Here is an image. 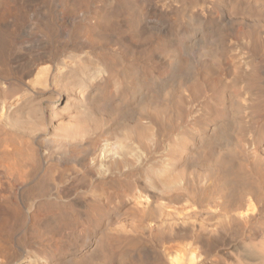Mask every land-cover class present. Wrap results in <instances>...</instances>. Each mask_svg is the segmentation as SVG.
Segmentation results:
<instances>
[{
    "label": "bare ground",
    "instance_id": "1",
    "mask_svg": "<svg viewBox=\"0 0 264 264\" xmlns=\"http://www.w3.org/2000/svg\"><path fill=\"white\" fill-rule=\"evenodd\" d=\"M67 1L69 0H62L60 6H63ZM96 2L97 4H95ZM61 9V11H57V18L52 17L50 14L38 18L34 14L30 16L28 10H8L3 6L0 8V73L9 71L8 59L12 50L20 48L19 33L23 28H29L30 31L27 35L32 37L39 35L47 41H51L59 35L61 39H68L71 43L64 50L61 59L56 57L55 54L50 56L43 49H39V52L36 51V54L28 60L26 72L22 71V73L14 74L13 78L18 83V87H24L23 91H26L25 88H28L29 81L31 84L38 83L36 79L42 76L39 82H42L43 85L46 82L50 84L54 80V71L66 72L70 80L69 85L65 90L57 89L55 92L61 95L66 91L70 93L69 96L72 98V101L69 100V103L71 102L70 107L64 108L66 110L63 113L57 111L58 113L53 114L51 120H47L45 112L35 113L30 97L28 99L24 98L19 93L10 96L5 95L3 83L6 81L0 77V133L5 129L14 131L16 134L14 139L16 144L20 146V148H17L11 143L8 144L9 142L5 139H0L2 144L0 145V258L7 249L6 238L16 229L21 219L33 223L46 218L43 222L47 224L49 222L53 223L54 218L57 219L58 224L54 225L55 227L65 226L66 216L68 211L71 210V204L65 201L66 190L60 188L62 185L70 183L71 187H75L78 183H83L87 186V190L81 195V200L86 204L84 216L87 219H102L105 216L102 212L108 214V203L109 199L112 198L105 192L106 185L110 186L122 181L129 186L125 181L126 177L117 181L115 172L112 170L128 164L127 161L118 158L122 154H126L129 142L135 141L137 143L139 139H142L145 132H148L151 128H156L155 133L159 134L160 137L163 119L159 109L163 107L165 100L164 95L160 92L159 85L163 86L166 83L165 81L169 79L168 75L176 66L174 59L181 56L182 52L185 54L187 52L183 47L184 39H176L170 52L163 44L155 45L159 57L158 64L150 56L145 58L144 64H137L134 59L124 60V54L119 49L114 52L115 54H109L95 44L94 38L122 40L123 35L118 33L122 28L132 29L131 33H140L142 26L146 29L148 24L145 18L146 7H143L141 0H73L72 5L69 7L63 6ZM209 18H211V15H209ZM205 19H203V22ZM159 20H162L161 16H159ZM243 39L255 43L253 34ZM27 40L30 42V39ZM206 41L208 45L201 49L198 56L199 66L207 68L208 64L219 65L221 59H217L215 52L211 51V42L208 41V38ZM207 43L202 41L203 45ZM186 45L189 46V44ZM195 47L198 46L195 45ZM195 47L193 48L195 49ZM166 57L169 58L167 61L164 60ZM241 60L244 66L242 69H247L249 67H247V62L243 58ZM44 62H48L49 66L41 70L38 69L37 73L35 72V78L28 81L27 78L34 70V65ZM126 68L130 69L127 74L124 73ZM133 70H136V72H133ZM47 74L49 79H47ZM187 74L188 65L181 63V66L176 69L175 77H183ZM188 78L186 81L189 82L193 77ZM56 80L58 81V79ZM40 92L39 90L35 91L33 95H38ZM138 92H141L139 93L141 95L139 106L135 109H128V100L131 98L136 99ZM230 97H228L229 100L232 98ZM57 100L58 98L55 99V101ZM38 101L40 100L38 99ZM241 102L243 103V101ZM227 104H230L229 101ZM128 112L133 114H128ZM131 115H133L132 119L139 123L137 128L136 126L133 128H130L129 125L123 126L126 123L125 119ZM230 116L232 115L230 114ZM107 120L114 122L116 125L120 124L123 129L122 131L115 128L114 130L111 129V135L116 136L117 141L113 144L106 142L107 144L104 146L102 144V147H99L98 140L104 134L103 124ZM141 120L145 122L142 123ZM228 122L226 124L229 127ZM220 129L213 132L207 140L199 138L197 144L193 139L192 146L188 145V160L194 163H209L210 157L208 158L204 149L209 142L220 143L224 140V134H218ZM262 150L264 152L263 147ZM82 153H92L94 156L90 162L83 158L76 165L65 164L61 168L54 161L56 160L55 156L73 159ZM245 153L254 158V164L252 166H236V159L240 160L241 157L245 156ZM261 153L258 152L257 147H250L245 150L243 147L237 146L234 156L231 158L218 157L214 166H206L199 175L197 174L198 179L205 182L200 197L191 193L193 189L188 186L186 172L178 164V159H173L177 164L175 166L170 165L174 162H168L164 165L153 164L150 170L145 168L143 174L139 173L140 177L144 178L140 182L141 194L139 198L143 200L140 201L141 216L154 218L159 210L168 208L172 204L177 205L182 197H186L185 201L191 208V213H189L197 212L199 217L195 218L196 215H189L183 209L177 210L175 208L176 216L172 217L171 214L166 213L164 215L167 217L165 222H163L164 220L159 223L154 222V219L152 221L144 219L135 225L133 231L136 236L130 240L126 247L114 249L109 243L119 241L122 236L107 233L104 240L98 243L96 249H91L92 253L90 255H82L81 258L77 257V259H70L68 262L62 263L264 264V153ZM92 170L99 177L96 181L98 184L95 186H91V179H89V176H91L89 173ZM134 176L136 177V175ZM209 189L210 192H208ZM23 190L25 191L26 201L46 199L50 195H54L55 201L62 203L56 204L57 202H54L53 198L51 201L46 200L37 204L33 202L34 208L32 210L30 205L26 206L25 200L23 203L21 200L14 199L17 195L15 193L18 192L19 194ZM182 190H185V192L183 193ZM92 226L95 228L98 223L94 221ZM38 227L34 226L32 231L39 232ZM91 229L89 226L83 227L81 233L89 234L92 231ZM149 236H153L158 242L157 249L163 248L162 244L170 241V239L172 241L174 237H183L187 240L186 244L182 242L184 244V256L178 254L177 251L174 253L173 250H177V246L174 247L175 245L173 248L171 247L172 252L175 254H172L174 257L171 259L168 258L169 253L167 254L170 250L167 251V249L166 254L161 252V255L157 250L155 251V262L148 261L149 257L146 258L142 255L144 252H133L132 254L131 251L142 240L144 241V238ZM219 243H224L228 248L224 249L223 252L217 249L216 252L215 249ZM95 245L91 248H94ZM198 247L200 251L197 257L195 251ZM30 255V257H25L15 264H53V260L49 255L45 256L44 260L39 258V253L36 251Z\"/></svg>",
    "mask_w": 264,
    "mask_h": 264
},
{
    "label": "rangeland",
    "instance_id": "2",
    "mask_svg": "<svg viewBox=\"0 0 264 264\" xmlns=\"http://www.w3.org/2000/svg\"><path fill=\"white\" fill-rule=\"evenodd\" d=\"M141 1L143 3V7H146L145 18L148 23L146 29L142 26L140 28V33H131L132 29L128 30L126 28H122L121 31L118 32L123 35L122 40L114 38H94V42L98 47H101L104 52L109 54H113L117 49H119V51L124 54V60L134 59L137 64H144L145 58L150 56L152 60L158 64L159 57L157 50L155 49L156 44H163L167 47L168 52H170L173 49L172 46H174L173 43H175L176 39H184L183 47L187 51L186 54L182 52L181 56L174 59V64H176V66L173 67V70L168 75L169 79L165 81L166 83L163 86L159 85L160 92L164 95L163 97L165 100L163 107L159 109L161 111V118L163 119L160 137L159 134L157 135L155 133L156 128H151L148 132H145L142 139H139L137 143H135V141H131L127 144L128 151L126 154H122V156L118 159L125 160L128 164L121 166V168H114L112 171L115 172L117 181L123 180L126 177L127 179L125 181H127L126 183L129 184V186L124 184L122 181V183L118 182L117 184L110 186L106 185L105 192L110 195V198L112 199H109L108 203L109 212L107 215L105 212H102V214L105 215L102 219H87L84 216L86 204L83 200H81V195L87 190V186L85 184L78 183L75 187H71L70 183L62 185L60 188L64 191L66 190L65 201H67L66 203L71 204V210L68 211V215L66 216L65 226L55 227L54 225L58 224L57 219L55 220L54 218L53 223L49 222L47 224H44L43 222L46 218L39 219L37 222L35 221L33 223H30L28 220L21 219L16 229L8 235V238H6L7 249L3 252L2 257L0 258V264H15L17 261H21L25 257H30V254L34 251L39 253V258L43 260L45 259V256L49 255L53 260V264H63L64 262H68L70 259H77V257L81 258L82 255H90L92 253L91 249H96L98 243H101V241L104 240V236L107 233L122 236V239L119 241L109 243L114 249H120L121 247H126L130 240L136 236V233L133 231V227L135 225L139 224L144 219L150 221L154 219V222L159 223H162L163 220V222H165L167 220V217L164 216L166 213L171 214L172 217L176 216L175 208H177V210L183 209V211L187 212L189 215L194 214L197 217L193 216L198 218L199 215L197 212H192V214H190L191 208L185 201L187 199L186 197H182L178 201L177 205L172 204L168 208L159 210L156 212L157 214L154 215V218L150 219L145 216H141L142 207L140 201L143 200L139 198L141 194L140 182L143 181L144 178L142 179L139 173L143 174L145 168L150 170V167L153 164L164 165L168 162H174L172 164L170 163V165L175 166L177 164H175V160L173 159L176 158L179 160L178 164L181 165L186 172L188 186L193 189L191 193L200 197V193L202 192L201 189L204 188L205 182L204 180L202 181L198 179V175L203 171V169H205L206 166H214L215 160H217L218 157H224L225 159L231 158L234 156L233 154L236 151L237 146L243 147L245 150H248L250 147H257L259 153H264L262 150V147L264 148V0H249L250 2L248 0ZM61 2L62 0H0V8L3 6L8 10H28L30 16L34 14L35 17L37 16L38 18H41L42 15L48 14L57 18V11H61L63 6L69 7L72 5L73 0L67 1V3L63 4V6H60ZM95 4H97V2ZM209 15H211V18H209ZM159 16L162 17V20H159ZM203 19H205L204 22ZM29 31V28H23L19 33L20 48L18 50L14 49L11 51L8 59V67L10 69L9 71L1 72L0 77L6 81L3 83L5 87V95L10 96L15 93H19L24 98L28 99L30 97L29 99H31L30 101L35 113L40 114L41 112H45L47 120H51L53 117L52 115L58 113L57 111L63 113L66 110L64 108L71 106V102L69 103V100L72 101V98L69 96L70 93L64 91L61 95H58L59 93L55 92L57 89L65 90L67 85H69L70 80L67 77L66 72L54 71V80L50 84L46 82V84L43 85L42 82H39L41 81L42 76L36 79L38 80V83L35 82L31 84L29 80H33L35 78L34 76L38 69L41 70L49 66L48 62L37 63L33 67L35 71L33 70L27 78L29 82L28 88H25L26 91H23L24 87H18V83L13 77L14 74L22 73V71L26 72L28 60L31 56L36 54V51L38 53L39 49H43L44 52L50 56L55 54L56 57L61 59L64 54V50H66L71 43L68 39H61L59 35L54 37L51 41H47L39 35L32 37L27 35ZM57 33L60 34L59 32ZM250 34L254 35L255 43L243 39ZM26 38L30 39V42ZM199 38L201 39L199 40ZM207 38L208 41L211 42V51L215 52L217 59H221V63L219 65L208 64L207 68H204V66H199L198 56L201 49L208 45L206 41ZM202 41L207 44L203 45ZM186 44L191 46L189 47ZM195 45L198 47H195ZM192 46L195 47V49ZM237 55H239L240 58L239 56L237 57ZM242 58L245 62H247V67L249 66L247 68L248 70L242 69L244 68L241 63ZM168 59L169 58L166 57L164 60L167 61ZM181 63L188 65V74L183 77L176 76V78L175 72L176 69L181 66ZM129 70V68H126L124 73L127 74ZM134 71L136 72V70H133V72ZM188 77L193 78L188 82L186 81ZM47 79H49L48 74ZM56 79H58V81ZM59 81H61V83H59ZM190 84H193L191 85L192 87ZM38 90L41 91L40 94L33 95V92ZM139 93L141 92L136 94V99L131 98L128 100V109H135L139 106L141 101V95ZM244 93L245 95L247 94L246 96L248 97H246ZM25 95L29 96L26 97ZM228 97L231 99L229 100ZM56 98H58L57 101H55ZM38 99L40 101H38ZM228 101L230 104H227ZM241 101H243V103ZM49 113L50 115H48ZM129 113L133 114L132 112H128V114ZM230 114L232 116H230ZM132 116L133 115L128 116L125 119L126 123H124L123 126L129 125L130 128L135 126L137 128L139 123L134 121ZM141 121L142 123L145 122L144 120ZM227 121H229V127L228 124H226ZM217 126H220L219 128L221 129L218 134H224V140L220 143H215L214 141L209 142L208 146L205 147L204 151L208 158L210 157L211 161L208 160L209 163L201 164L188 160V147L192 146L193 139H195V144L198 143L199 138H202L203 140L209 139V137L212 136V133L219 129ZM121 127L122 126L120 124L116 125L114 122L107 120L106 123L103 124L104 134L98 140L99 147H102L107 143H115L117 141V137L111 135L110 130H114L115 128L122 131L123 128ZM14 135L16 136L14 131L5 129L1 131L0 139L3 138L9 142L8 144L11 143V145L20 148V146L16 144ZM10 140L12 141L10 142ZM226 141H228L229 144ZM0 145L2 144L0 143ZM162 150L163 152H161ZM93 156L94 154L92 153H82L80 156L73 159L64 158L63 156H55L56 160L54 161L58 163L61 168L65 164L76 165L80 162V159L83 158L90 162ZM253 159V157L245 153V156L241 157L240 160L236 159V166H252L254 164ZM89 174L91 175L89 176L92 183L91 186L98 184L96 181L99 177L96 172L92 170ZM134 175H136V177ZM210 191L211 190L209 189L208 192ZM182 192L184 193L185 190H182ZM15 194L18 195V197H16L17 195L14 197L15 200H21L23 203L24 200L26 201L24 190L20 191L19 194L18 192ZM52 198L54 202H57L56 204L62 203L55 201L54 195H50L46 199L27 200L26 206L30 205L33 210L34 203L37 204L46 200L51 201ZM195 206H193V208H195ZM94 221L98 223V226L95 228L92 226ZM34 226H39V232L35 233L32 231ZM86 226L92 228V231H90L89 234L81 233V229ZM185 240L186 239L183 237H174L172 238V241L170 239V241L164 242L162 244L163 248L157 249L156 247L158 242L153 236H149L144 238V241L142 240L131 252L132 254L133 252H144L142 255L146 258H150L147 259L148 261L155 262V251L157 250V252L161 255V252L166 254L167 249V251L170 250L167 254L171 253L170 256L168 254V258L170 257L169 259H171L174 257L175 251H177L178 254H183L182 256H184L183 243L185 242L186 244L187 242V240ZM94 245L95 247L91 248ZM173 246H177V250L175 248V250H173ZM178 248H180L179 251ZM227 248L228 246L224 243H219L215 250L216 252L217 249L218 251L223 252L225 251L224 249ZM199 251L198 247L195 251L197 257L199 256Z\"/></svg>",
    "mask_w": 264,
    "mask_h": 264
}]
</instances>
